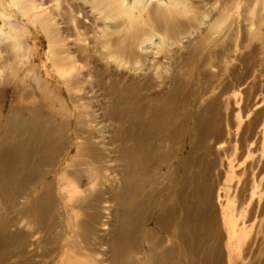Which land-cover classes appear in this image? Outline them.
Returning <instances> with one entry per match:
<instances>
[{
    "label": "rangeland",
    "instance_id": "1",
    "mask_svg": "<svg viewBox=\"0 0 264 264\" xmlns=\"http://www.w3.org/2000/svg\"><path fill=\"white\" fill-rule=\"evenodd\" d=\"M94 1L0 0V65L7 60V55L11 58L6 63L10 73L7 87L3 85L6 78L0 71V88L4 89V98L0 103L1 118L6 117L14 99L12 93L17 86L21 85L18 86L19 89L29 86V81L21 80L29 75L28 72L31 73L29 77L38 76L54 85H60L57 91L64 96L67 92L61 85L63 79L68 75L78 74L80 78L83 76L86 83L83 84L84 87H78L75 94L78 97L89 96L97 106V102L103 101L104 96L102 91L94 89L91 84H96L95 75L106 88L115 78L124 85L133 77L147 82L145 77L148 76L155 82V86L139 97L151 99L167 90L171 66L176 67L181 63V56L187 54L186 45L198 37L202 38L203 49H199L200 52L197 51L191 57V75L195 74L198 64L207 53L212 56L222 51V57L215 66L205 68L204 77H208V90H200L199 80L202 76L199 75L198 78L195 77L193 88L185 89L179 97L185 98L183 118H186V122L172 152L168 149V153H161L162 156L138 159L141 162V175H147L141 180L138 192L143 203L137 222L138 232L135 234V241H131V248L125 251L122 249L124 239L120 237L121 249L115 261L108 250L114 242L109 221L116 218L113 227L118 224L119 232H122L123 228L126 229L122 212L111 218L109 211L105 210L108 206L103 204V218L97 226V236H93L85 224L90 213L87 202L71 206L66 198L62 200L61 195L64 193L77 194L79 190L74 191L73 188L83 180L82 176L77 185L70 178L67 179L70 181L59 182L68 159L74 156L73 147L64 156L59 155L60 149L49 165L38 154L41 148L40 151L38 148L34 149L31 160L34 169L28 185L25 177V138L20 139V153H16V156L15 153L12 154L14 157L9 155L13 150L12 145L6 142L0 153H5L7 158L5 156L0 160L9 165L7 175L15 178L11 183L9 180L5 190L0 185V197L1 193L4 194L0 198V225L11 224L5 232L8 235L11 233L14 238L9 236L11 239H7V250L0 246V264H4L3 261H6L5 264H200L201 261H206L205 264H264V0H176L180 1L177 5L170 4L171 0H104L101 5ZM157 8L172 13V17H175V12L179 14L175 18L186 27L185 34L178 42H174L167 41L161 34L149 32L139 39L138 47L135 48L144 57L143 61L125 63L114 53L112 42L119 40L120 33L124 34V38L120 39L122 43L129 41L133 28L150 31L153 28L150 14ZM212 27L216 34L209 38ZM47 32L54 33L57 38L50 40ZM7 47L11 48L9 54L3 52ZM58 47L69 51L60 56L66 58L67 63L72 66H54L53 57ZM184 77L186 78L185 75ZM81 104L86 103L83 101ZM207 104L212 107L209 116L212 122L209 121L213 127L203 139V145H200L197 154L203 157V166L206 169L209 166L205 171L207 175L202 173L200 180L209 185L212 191L211 202L213 201L217 210V221L221 222L220 253L212 250L215 244L213 238L207 239L203 244L200 243L202 240L198 242L194 238L192 243L197 247L192 246V255L177 246L169 261L161 252L173 242L164 231L167 230L166 227L162 230L155 226L157 208L168 197L171 178L176 176L177 181L181 180L182 167L189 152L192 114L202 113ZM3 124L0 119V133ZM109 127L111 123L108 122L107 125H102L105 130ZM156 138L151 149L160 143ZM196 140L200 142L198 137ZM160 145L162 149L166 142ZM148 155L147 148L141 157ZM171 167L173 170L170 172ZM150 169L153 172L149 175ZM47 172L49 174L45 176ZM48 182L51 183L55 205L47 209L49 229L46 225L42 229L38 227V235L30 238L26 245L28 248L24 250L25 245L21 248L22 241L18 236L28 230L22 210L33 204ZM191 190L189 188L187 192L190 193ZM131 203L134 205L135 201H130ZM168 203L164 205L169 206ZM234 209L240 219L237 232L231 236L223 229L222 219L226 211L231 213ZM181 215L179 213L177 219H181ZM195 218H191V225L197 223ZM79 223H82L81 226ZM34 228L32 226L31 231ZM73 230L75 233H72ZM45 233L51 236L53 233L55 236V248H49L47 256H43V251L33 246L38 238V246H42ZM154 237L162 239L159 247L155 246ZM24 252L26 258L17 256ZM12 254L17 257L11 259L9 255Z\"/></svg>",
    "mask_w": 264,
    "mask_h": 264
},
{
    "label": "bare ground",
    "instance_id": "2",
    "mask_svg": "<svg viewBox=\"0 0 264 264\" xmlns=\"http://www.w3.org/2000/svg\"><path fill=\"white\" fill-rule=\"evenodd\" d=\"M103 2L104 0L94 1L97 5H101ZM179 2L171 0L170 4L177 5ZM175 14V17H178L179 14L176 12ZM172 16H174L172 13H167L163 9H153L150 14V19L153 21V28L150 31L133 28V32L129 35V41L127 40L125 43H122V40H120L124 38V34L120 33L119 40H115L111 44L114 53L127 64L134 61L141 63L144 57L137 53L135 48L138 47L139 39L147 36L149 32L161 34L167 41L172 40L178 42L180 37L185 34L184 29L186 27L179 24L176 20L177 18ZM212 34H216L214 27H212L210 36L208 35V37L210 38ZM47 35L50 37V40L57 38L54 33L47 32ZM202 45V38L199 37L194 42L186 45L185 52L187 54L181 56V63L178 66L176 65V67L171 66L172 70L170 69L171 74L168 78L169 86L167 90L151 99L149 97H139L141 93L150 92L155 86V82L148 76L145 77V79H148L147 82L133 77L127 80L126 84L123 83L124 85H121L122 83L115 78L111 82L112 84L106 88L102 80L95 75L94 79L96 80V84L92 82L91 84L94 85V89L98 88V91H102L104 96L103 101H98L96 106L89 99V96L78 97L75 94V91L79 89L78 87H84L83 84L86 83V78H83V76L80 78L78 74L74 76L68 75L63 79L61 85L65 87L67 92L64 96L57 91L60 85H54L45 79L42 80L38 76L29 77L31 73L28 72L29 75H25L21 80L29 81V86L20 89L18 86L21 85L17 86V89L12 93L14 99L8 109L6 117L4 116L3 118L2 116L1 118L0 116V119L4 122L3 130L0 133V152H2L3 149L1 148L5 144L10 143L13 150L9 155L11 156L15 153L16 156V153H20V147L18 148L20 139L22 137L25 138L26 147L24 156L27 165L25 177L28 185H30L29 182L34 169L31 163L32 151L34 149L38 148L37 150L40 151L41 148V152H38V154L41 155V160L43 159L49 165L53 163L60 149L61 154L59 155L64 156L73 147L74 156L68 159L59 177V182H63L64 180L70 181L67 180L70 178L77 185L76 183H79L83 176L81 184L73 188L74 191L79 190L78 193L80 192V195L75 192L73 194L76 196L70 193H66L67 195L64 193L61 195L62 200L66 198V202L71 206L87 202L90 213L87 215V222L85 224H87L86 228L93 236H97V226L100 223V219L103 218V204L108 206L105 210L109 211L111 218H114L115 215L119 216L120 212H122L124 216L123 224L126 228H123L122 232H119L118 224L113 227V221L116 218L109 221V228L111 229L114 242L108 250L112 254L111 258L113 261L117 259L120 253V237L124 239L125 244L122 249L125 251L131 248V241H135V234L138 232L137 222L143 206L138 192L141 188V180H144L147 176L146 173V176L141 175V162L138 159L145 160L149 157L152 159L154 156L161 155V153H168V149L172 152L173 145L181 137L182 127L184 122H186V118H183L185 98L179 99V97L185 89L189 87L193 88V84L196 83L195 77L198 78L199 75L202 76L199 80L200 90L205 92L206 89H209L208 77H204L206 72L205 68L206 66H215L220 61L223 52L218 51L212 56L207 53L198 64L199 67L195 70V74L191 75L193 72L190 68L191 57L199 49L200 51L203 49ZM10 51V47H7V50H3L6 54H9ZM66 53H69V51L59 47L57 48L53 57L54 66H72L70 63H67L66 58L64 59V57L60 56ZM6 58L8 62L11 59L10 55H7ZM7 60L0 65V71L6 78L3 82V85L6 87L10 83V80H7L10 74L6 65ZM59 76L61 77V75ZM3 90L0 88V103L4 98ZM83 101L86 104H81ZM211 108V105L207 104L202 113L194 112L192 114V134H190L189 138V152L185 157L182 167L183 173L181 174V180L177 181L176 176H174V179L171 178V189L168 197L157 208V216L154 221L155 226L162 230L166 227L167 230L164 231L168 233L170 240L173 242L168 249L161 252L167 260L173 255L177 246L181 247L182 250L185 249L188 255H192V246L197 247L195 243H192L194 238L198 242L202 240L200 242L202 244L207 239L213 238L215 244L212 250L215 253H220L222 241L219 232L220 221H217V210L213 206V201L211 202L212 191L208 187V184L202 183L200 180L202 173L207 175L205 171L209 166L206 169L203 166V157L197 154L200 145H203V139L209 135L210 129L213 127L210 124L212 122L210 119L212 118L209 119ZM132 121H134V124H131ZM107 122L111 123V127L105 130V128H102V125H107ZM94 123L97 124L94 125ZM71 127L73 128L71 129ZM156 137H158V142L160 143H164L165 141L166 146L161 149V145L158 143L151 149V146L155 145L153 140ZM197 137L200 139L199 143L196 140ZM145 147L148 148L149 155L147 157H141L145 149H147ZM5 156V153H0V159L5 158ZM7 169H9V165L5 161L0 160V185L4 190L8 188L9 180L11 183L13 177L15 178V176L7 175ZM171 170H173V167L169 171L171 172ZM152 172L153 170L150 169L148 172L149 175ZM48 174L49 172L45 176H48ZM189 188L192 189L190 193L187 192ZM3 195L1 193L0 198ZM133 200L135 201L134 205L133 203L130 204V201ZM165 202H169L170 205L165 206ZM236 202L234 201V203ZM52 206L55 205L53 202L51 183L48 182L43 188V193L37 196L33 204L25 206L22 210L27 221L26 225L28 230H25L22 234H18L22 241L21 248L24 245V250L28 248L26 245L31 240L30 238L38 235V227L41 228L46 225V228L49 229L50 223L47 219V209ZM58 206H60L59 202ZM179 213L180 215L182 214L181 219H177ZM192 217H196L197 223L195 222V225H191L193 221L191 219ZM239 219L240 216L237 218L236 209L231 213L226 211L222 219L224 221V228H222L231 236L235 235ZM51 221V228H53L54 217H52ZM81 224L79 223L78 225L81 226ZM10 226L11 224L6 226L0 225V246L4 250L8 249L7 239H11L14 236L11 233L8 235L5 232ZM32 226H35L34 231H31ZM198 232L202 234L200 235ZM20 239L19 242L21 243ZM54 239L55 236L53 233L52 236L46 234L42 241L43 247L38 246L39 238L36 240V243H33V246H36L35 248L37 250H42L43 256H47L50 253L49 248H55ZM154 244L159 247L162 244V239L154 237ZM25 255L24 252L17 256L26 258ZM17 256L13 254L9 255L11 259ZM169 261L171 260L169 259ZM3 262L4 264L6 263V261ZM205 262L201 261L200 264H205Z\"/></svg>",
    "mask_w": 264,
    "mask_h": 264
}]
</instances>
